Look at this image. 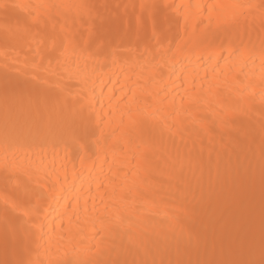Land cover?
<instances>
[{
    "label": "bare ground",
    "instance_id": "6f19581e",
    "mask_svg": "<svg viewBox=\"0 0 264 264\" xmlns=\"http://www.w3.org/2000/svg\"><path fill=\"white\" fill-rule=\"evenodd\" d=\"M5 2L0 264L259 260L264 0Z\"/></svg>",
    "mask_w": 264,
    "mask_h": 264
},
{
    "label": "snow or ice",
    "instance_id": "6c2138e0",
    "mask_svg": "<svg viewBox=\"0 0 264 264\" xmlns=\"http://www.w3.org/2000/svg\"><path fill=\"white\" fill-rule=\"evenodd\" d=\"M12 7L19 8V7H23V6L22 5H10V4L6 3L5 0H0V10L7 12ZM40 7H43V6L41 5ZM249 7H252V6H249ZM259 7L264 8V3L259 5ZM201 23H203V21H201ZM259 51H260V56H261V61H262L261 67H262V69H264V39L261 40V46H260ZM170 53H172L171 48L168 49L167 53L160 52V53H157V55H162L165 58V60L167 61V56ZM172 55L174 56V54H172ZM262 84H264V80H262ZM251 87H252L251 84H247L244 86V90H250ZM130 95H132L131 90L129 91L128 94H124L121 97V99L118 100V102H117L118 105L120 103H130L131 102L129 100ZM159 95H160V93L158 92L157 96H159ZM169 96H170V94H165L163 96V98L159 101V103L164 104V102L169 99ZM171 100H172V103L174 104L175 103V97H171ZM80 111L82 114L84 112H87V114H88L87 116L82 115V120L89 119L94 114V107L91 103V100L86 101L85 104L81 106ZM110 116H111V109H109V113L105 114L103 116V118L108 119ZM80 140H85V137L81 136L79 138H75L76 143H79ZM85 143H87L86 140H85ZM80 146H81V148H84L85 145L81 144ZM122 147H123V145H121V148ZM261 154H262V158H264V144H262V146H261ZM261 176H262V183H264V168H262V170H261ZM101 186H102V181H101ZM39 228H40V225L37 224L36 225L37 231H39ZM33 235L35 236V233ZM36 247H37L36 257L33 259H28L27 261H21L20 264H46L45 261L40 259L39 251H38L40 245H39L38 241H37ZM254 255H255L254 252H250L249 258H246L243 260H228V259L211 260V261H206L205 264H264V240H262V242H261L260 259L256 260L254 258ZM78 264H91V262L90 261H81V262H78ZM116 264H118V262H116ZM133 264H137V262L133 261ZM139 264H156V261L155 260H153V261L141 260V261H139ZM161 264H163V262H161Z\"/></svg>",
    "mask_w": 264,
    "mask_h": 264
}]
</instances>
